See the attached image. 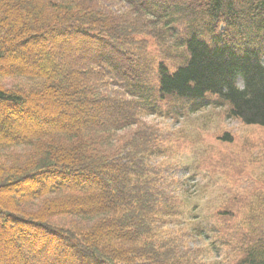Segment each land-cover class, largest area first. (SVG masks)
Returning <instances> with one entry per match:
<instances>
[{"label": "trees", "instance_id": "obj_1", "mask_svg": "<svg viewBox=\"0 0 264 264\" xmlns=\"http://www.w3.org/2000/svg\"><path fill=\"white\" fill-rule=\"evenodd\" d=\"M15 76L29 85L0 84V104L45 122H0V244L15 229L23 264H204L168 229L175 200L141 119L174 97L197 110L211 94L264 126V0H0V78ZM74 105L115 115L62 122ZM18 147L29 152L6 156ZM215 216L211 248H229L216 264H264V194H234Z\"/></svg>", "mask_w": 264, "mask_h": 264}, {"label": "rangeland", "instance_id": "obj_2", "mask_svg": "<svg viewBox=\"0 0 264 264\" xmlns=\"http://www.w3.org/2000/svg\"><path fill=\"white\" fill-rule=\"evenodd\" d=\"M35 46L36 52L32 54V59L41 65L37 53L45 44ZM79 46L95 48L86 44ZM173 61L176 63L177 60ZM173 61H169L171 68L174 66ZM29 82L24 78L0 79V84L6 88L16 84L29 85ZM110 91L119 92L112 87ZM60 102L61 99L57 97L49 101L52 106ZM189 102L192 104L194 101ZM0 108V122L3 123L16 120L19 126L30 127L34 123L45 122L43 117L29 115L22 109L19 113L23 118L20 119L16 109L1 104ZM58 115L62 122L68 123L76 115H79L81 122L89 118L94 122H104L112 119L115 114L105 108L97 111L87 109L84 113L74 105L73 108L59 110ZM227 115V105L224 103L209 105L197 111L184 109L177 103L170 111L163 106L160 113L143 117L147 123L156 127L158 144L165 149L152 162L162 171L163 176L171 178L169 183L175 193V209L178 214L169 222L168 229L172 233H180L191 247H199L204 264H215V258L220 261L229 251L227 248L218 256L216 252L212 254L209 251L211 242L215 241L211 227L218 224L213 213L216 214L223 202L234 194L241 197L248 195L250 198L256 191L264 194V126L242 124ZM226 133L231 139L229 142L222 138ZM23 149L18 147L4 152H8L7 157L29 152ZM198 229H201L200 235ZM12 236L14 240L6 248L0 244L1 256L5 264H23L24 256L21 257L16 250L15 229Z\"/></svg>", "mask_w": 264, "mask_h": 264}]
</instances>
